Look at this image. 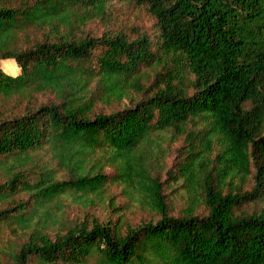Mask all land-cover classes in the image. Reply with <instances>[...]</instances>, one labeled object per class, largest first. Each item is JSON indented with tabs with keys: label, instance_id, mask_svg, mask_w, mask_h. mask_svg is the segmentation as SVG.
<instances>
[{
	"label": "trees",
	"instance_id": "1",
	"mask_svg": "<svg viewBox=\"0 0 264 264\" xmlns=\"http://www.w3.org/2000/svg\"><path fill=\"white\" fill-rule=\"evenodd\" d=\"M115 2L151 31L85 33ZM115 187L149 217L57 214ZM259 201L264 0H0V264H264Z\"/></svg>",
	"mask_w": 264,
	"mask_h": 264
},
{
	"label": "rangeland",
	"instance_id": "2",
	"mask_svg": "<svg viewBox=\"0 0 264 264\" xmlns=\"http://www.w3.org/2000/svg\"><path fill=\"white\" fill-rule=\"evenodd\" d=\"M151 18L144 12L143 9L138 8L132 4H125L121 2H115L111 8L110 16L105 19H95L89 21L84 27V32H88L94 35H101L109 28L118 29L123 28L129 34H133L135 31L150 30ZM80 33V32H78ZM44 34L43 30L31 29L26 33L25 42H32L35 39H40ZM2 62V61H1ZM40 101H45L47 96H41ZM24 100L22 98H13L11 100L3 101L2 107L5 110V114L17 113L23 106ZM173 145L171 150L174 151ZM115 193L114 204L107 205L102 202H90L85 203L82 199L70 198L63 204V214L58 213V216L62 218L64 222H74L77 220H90L92 218L102 219H116L119 215L120 218L125 221L126 224H138L149 217V213L140 210L130 204L127 199L119 194V188H113ZM173 198V196H172ZM173 204L176 209H180L184 204V199L179 195L174 196ZM264 201H259V206L263 205ZM257 206V207H259ZM254 205L252 203L245 204L243 208L252 209ZM58 208H53L56 213ZM19 231H12L7 225L0 228V250L5 249L8 245L18 242L20 239ZM1 256V253H0ZM89 264H95L90 261Z\"/></svg>",
	"mask_w": 264,
	"mask_h": 264
}]
</instances>
